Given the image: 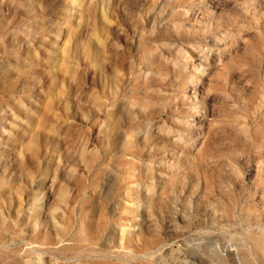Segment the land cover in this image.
I'll use <instances>...</instances> for the list:
<instances>
[{"label": "rangeland", "instance_id": "rangeland-1", "mask_svg": "<svg viewBox=\"0 0 264 264\" xmlns=\"http://www.w3.org/2000/svg\"><path fill=\"white\" fill-rule=\"evenodd\" d=\"M0 264H264V0H0Z\"/></svg>", "mask_w": 264, "mask_h": 264}]
</instances>
